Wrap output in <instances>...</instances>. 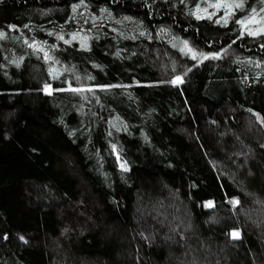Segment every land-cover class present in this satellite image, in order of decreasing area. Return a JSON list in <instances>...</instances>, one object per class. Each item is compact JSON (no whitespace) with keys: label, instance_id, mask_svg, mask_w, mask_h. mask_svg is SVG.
<instances>
[{"label":"trees","instance_id":"16d2710c","mask_svg":"<svg viewBox=\"0 0 264 264\" xmlns=\"http://www.w3.org/2000/svg\"><path fill=\"white\" fill-rule=\"evenodd\" d=\"M0 264H264V0H0Z\"/></svg>","mask_w":264,"mask_h":264},{"label":"rangeland","instance_id":"374dc122","mask_svg":"<svg viewBox=\"0 0 264 264\" xmlns=\"http://www.w3.org/2000/svg\"><path fill=\"white\" fill-rule=\"evenodd\" d=\"M253 23H255V21H254V18L252 17V18H249V19H247L246 20V22H245V24H250V25H252ZM254 26H256V24H253ZM233 232H238L237 230H233L232 232H231V234L233 233Z\"/></svg>","mask_w":264,"mask_h":264},{"label":"snow or ice","instance_id":"6c2138e0","mask_svg":"<svg viewBox=\"0 0 264 264\" xmlns=\"http://www.w3.org/2000/svg\"><path fill=\"white\" fill-rule=\"evenodd\" d=\"M238 6H241V5H238ZM179 81H180V78L177 77L176 81H174L173 83H176V82H179ZM232 235H233L234 238H237L239 236V233L238 232H233Z\"/></svg>","mask_w":264,"mask_h":264}]
</instances>
